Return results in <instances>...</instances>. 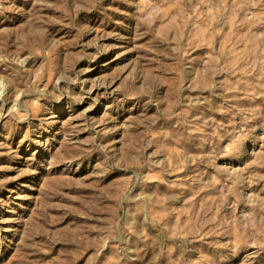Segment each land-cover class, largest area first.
<instances>
[{
	"label": "rangeland",
	"instance_id": "374dc122",
	"mask_svg": "<svg viewBox=\"0 0 264 264\" xmlns=\"http://www.w3.org/2000/svg\"><path fill=\"white\" fill-rule=\"evenodd\" d=\"M0 264H264V0H0Z\"/></svg>",
	"mask_w": 264,
	"mask_h": 264
}]
</instances>
